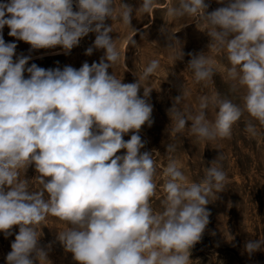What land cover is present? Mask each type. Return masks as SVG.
Masks as SVG:
<instances>
[{"label":"clouds","instance_id":"9594fccd","mask_svg":"<svg viewBox=\"0 0 264 264\" xmlns=\"http://www.w3.org/2000/svg\"><path fill=\"white\" fill-rule=\"evenodd\" d=\"M154 3L142 0L135 15L152 12ZM207 8L205 0H179L166 14L199 18L210 38L208 51L189 53L187 68L195 82H208L214 75L208 52H225L226 79L233 90L243 89V106L213 93L197 98L195 112L186 105L181 109L190 95L183 88L168 116L173 137L190 122L191 135L211 142L230 138L244 113L264 126V0H229L211 12ZM133 11L122 0L118 6L114 0L0 2V232L7 238L19 227L7 264L50 262L39 245V226L49 215L68 225L57 240L78 264H189L190 250L202 238L209 197L224 191L227 182L219 165L222 156L211 161L199 182H190L170 159L163 170V210H153L157 168L153 152H141L145 142L139 135L142 126L153 123L152 89L143 86V97L139 91L141 80L160 64L151 60L133 83L109 73L121 53L105 21L120 20L136 33ZM5 26L9 36L30 45L28 55H17V43L5 42ZM167 31L174 40L176 32ZM90 32L96 33L93 47L105 50L99 63L62 70L27 66L33 51L59 46L67 53ZM176 41L167 48L174 49ZM93 47L85 54L91 55ZM183 56L181 49L174 59ZM210 105L218 109L213 120L207 118ZM245 131L258 134L251 121ZM174 150L172 144L166 148ZM30 167L39 191H29L22 178ZM262 246L264 240L248 241L245 250L252 254Z\"/></svg>","mask_w":264,"mask_h":264},{"label":"rangeland","instance_id":"374dc122","mask_svg":"<svg viewBox=\"0 0 264 264\" xmlns=\"http://www.w3.org/2000/svg\"><path fill=\"white\" fill-rule=\"evenodd\" d=\"M4 2V0H0ZM118 6L121 0H114ZM133 9L132 27H125L120 20L105 21L106 26H112L109 35L116 39L121 53L119 62L109 69L124 83L138 81L143 75L144 68L151 60H158L160 67L147 79L141 80L139 95L143 97L144 87L152 89L149 101L153 105L151 127L142 126L139 132L145 147L141 152H153L157 173L155 183L156 192L150 200L155 212L162 211L163 170L170 159H175L185 176L190 182H199L205 175L211 161L219 155V165L227 174L224 191L209 197L210 203L206 205L209 211V223L202 238L190 250L189 264H264V246L259 251L249 254L245 250L248 241L264 240V126L252 119L247 113L241 117L232 129L230 138H218L215 141H201L191 135L189 126L183 132L172 136L171 120L168 110L172 107L173 100L181 95L182 89H187L190 95L178 106L181 109L186 105L195 112L198 108V97L211 96L219 93L221 98L230 99L233 103L243 106V89L233 90L231 82L226 79V69L230 67L225 52L208 55L214 60V75L208 82H195L194 75L187 68L191 59L189 53L197 54L207 52L210 38L207 36L204 25L198 17L185 16L182 19H173L167 16L170 6L178 5L179 0H155L153 10L144 14L135 10L139 8L142 0H122ZM229 0L218 3L217 0H205L208 4L206 12H211L219 7L226 6ZM75 10V6H74ZM169 29L174 34V49L168 45L174 40L168 39ZM10 29L5 26L3 38L5 42H16L17 55L29 54L30 45L18 41L8 35ZM96 33L90 32L81 38L78 45L65 53L59 46L55 49H40L31 53L32 63L45 69L72 66L79 69L84 62L91 65L99 63L105 50L93 47ZM133 39L136 43H132ZM93 47L91 55H86V50ZM182 49L183 59L175 60L174 57ZM15 59V57H14ZM107 62V61H105ZM25 77L28 74L25 73ZM218 109L211 105L206 110L207 118L214 119ZM251 121L256 125L258 134L250 135L245 131L246 123ZM131 132L123 138L130 139ZM169 144L175 146L173 152L166 151ZM155 150V151H154ZM125 150H121L120 155ZM34 167L26 173L29 191H39L41 185L35 179ZM68 225L59 218L49 215L39 226L41 238L39 245L47 252L51 264H78L73 259V254L66 252L57 240V234L65 231ZM12 234L7 238L0 232V264H7V254L12 250L11 244L19 232V227L14 226ZM45 262V264H50ZM35 264H39L38 261Z\"/></svg>","mask_w":264,"mask_h":264},{"label":"bare ground","instance_id":"6f19581e","mask_svg":"<svg viewBox=\"0 0 264 264\" xmlns=\"http://www.w3.org/2000/svg\"><path fill=\"white\" fill-rule=\"evenodd\" d=\"M75 6V5H74Z\"/></svg>","mask_w":264,"mask_h":264}]
</instances>
